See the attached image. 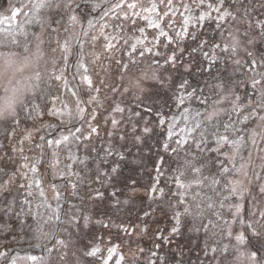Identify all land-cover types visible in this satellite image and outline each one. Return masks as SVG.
I'll list each match as a JSON object with an SVG mask.
<instances>
[{
    "label": "rangeland",
    "instance_id": "rangeland-1",
    "mask_svg": "<svg viewBox=\"0 0 264 264\" xmlns=\"http://www.w3.org/2000/svg\"><path fill=\"white\" fill-rule=\"evenodd\" d=\"M209 30L207 38L202 32ZM182 42H191L209 63L228 60V80L237 76L240 89L221 83L167 88L172 73L164 66H183L172 50ZM261 51L264 0H8L0 9V109L5 96L15 94L17 101L13 114L0 115V264H128L145 253L141 237L165 244L180 239L198 252L196 264H264V249L255 250L264 245V79L256 71ZM246 80L255 89L246 104L257 116L225 124L222 132L219 125L200 132L236 110ZM133 82L140 87H130ZM157 86L173 106L139 117L138 139L155 132L173 151L160 158L152 178L140 172L141 156L136 168L128 158L134 172L117 171L122 164L112 158L128 155L124 143L136 136L126 133L133 117L129 100L151 95ZM190 142L196 150H187ZM82 163L96 169L97 181L106 177L109 183L117 173L141 179L145 189H131L130 197L146 195L158 225L145 224L142 215L115 222L96 207L87 213L69 200L65 212L51 218L41 200L54 203L59 188L68 195ZM108 186L114 201L122 199ZM95 189L92 197L104 198L102 188ZM8 201H14L15 223ZM119 210L113 203L112 211ZM86 214L98 229L82 243L61 227L77 231ZM34 217L48 220L42 232L50 237L37 238ZM148 256L153 262L160 254L153 249Z\"/></svg>",
    "mask_w": 264,
    "mask_h": 264
},
{
    "label": "trees",
    "instance_id": "trees-1",
    "mask_svg": "<svg viewBox=\"0 0 264 264\" xmlns=\"http://www.w3.org/2000/svg\"><path fill=\"white\" fill-rule=\"evenodd\" d=\"M7 1L8 0H0V9L5 7ZM212 31L213 30H209L206 32L203 31L202 34L207 38H210ZM214 35L215 32L213 33V36ZM195 37L201 38V35L198 34ZM172 45L173 44H170L168 46L170 49L173 48L172 50H177V52H179L180 58L178 62H180L183 66L176 65L177 62L173 67H171L172 65L164 66V69L170 70V72L172 73L170 80L166 84L167 88H174V90L176 91L177 87H181V85L193 86L198 88L199 86L207 87V85L209 87H212L213 84L221 83V85L228 84L237 89H240L241 86L236 83V81H239L238 79H236L237 76H233L231 80H228L229 73L227 72V69L231 65L230 63H228V60L224 62L220 60H214L212 63H209L204 57L203 52H200L198 49L195 50L191 48V42H182L179 43V46ZM170 46H172V48ZM258 56L259 62L256 71L260 74V77L264 79V51L258 52ZM245 86L247 89L244 90V93L241 97L242 99L237 101L235 108L236 110H226L224 113H222L223 116L215 118L212 122L205 123L203 125L204 128L200 132L207 133L210 125H219L220 127L218 128V130L219 132H222L225 128V124H228V126H230L232 122L248 119L250 120L252 117L257 116L256 114L250 112L254 109V107L246 104L247 99L251 100L255 98L253 93L255 89H253V85L250 80L245 81ZM249 96L251 99H249ZM168 100L169 99L167 98V94L164 89L158 86L155 89L154 93L151 95H141V98L138 99V101H131V99L129 100V108L133 113V117H131V119H127L128 124L126 125V133L133 132V134H136V136L134 138L129 137L124 143L129 151L128 155L125 154L124 158L120 156H115L112 158V161L115 165H117L118 163L122 164V167H119V170L117 171H129L130 173L134 172L135 169H132V163L133 167L136 168L139 164H137L138 162H136L135 159L138 158V156H141L145 159V162L140 163V172L143 170V174L146 177L152 178V173L154 171L153 168L156 167L160 158L164 159L165 157L169 156L168 152L173 151V149L171 148L170 150L169 148H163L161 142L163 136L156 135L155 132L146 136L145 138H141L140 140L138 139L139 134L142 133V128L140 127L141 122L138 120L139 117H144V115L147 116V113L151 109L157 111L160 106H162L165 111L167 109H171L173 105L171 100ZM153 103L156 104L154 105ZM152 115L153 112L151 113V116ZM151 116L149 115L150 119H152ZM152 121L153 119L148 124L154 128L156 124L154 125ZM115 135L118 137L117 134ZM214 136H216V138H219L218 135H211L212 138H214ZM202 138L204 142V140H207L208 136H203ZM133 142H135V145L133 144ZM138 142H140L141 144L137 145ZM187 150H196L194 149L193 142L189 143ZM129 157L131 158L132 163L128 162ZM212 157H214L216 161H219L215 157V155H213ZM91 165H93V163H91ZM76 171H78L79 173L78 176H76V184H74V188L73 185L69 188L68 195L59 188L57 198L54 203L45 199L41 200V203L47 206V210L51 218H54L56 214L60 215L61 213L65 212V209L63 207L68 205L69 200V202L76 204L80 211H85L87 213L92 212L93 208L96 207V210L103 213L104 217L108 216L112 219V221L115 222L124 220L132 221V219L138 218L142 215V220L145 221V224L151 223L153 225H158L157 223L151 221L154 220L151 219V209L153 208L150 204L147 203L149 200L146 195L143 198L137 197V199L130 197L129 192L131 189L140 187L143 190L146 187L145 185L141 184V179H139L138 177L126 179L128 175L122 178V175L120 173H117L116 176H114L108 183L106 181V177H104V181L95 180L94 175L96 173V169H93L92 167H86V165L83 163L80 164L79 169H76ZM108 171H111V169H107L106 172ZM50 175L54 176L52 172H50ZM50 175L48 174L47 182L51 180ZM227 178L228 177H224V174H221L222 181L226 182ZM109 184H111L116 189L118 195L122 199L118 201L113 200L112 193H110L111 188L108 186ZM96 186L102 188L104 192V198L98 199L92 197L93 192L96 190ZM113 203H119L123 210L113 212ZM13 205L14 201H8L6 203L7 210L11 214L13 213ZM135 205H139L138 211L133 210ZM225 206L226 205L224 204V214ZM2 210L4 211V209ZM3 211L0 212V222H2L3 220ZM164 215L165 214L163 212H160L159 217H163ZM9 218L12 223H15V214L10 215ZM85 218L87 221H85L82 225H79L77 231L74 229V227L70 225L67 226V224L65 227H61V229L65 228V232L69 234V236L71 234L72 237H75L73 238L75 240L77 238H80L81 242L84 243L86 242V239L89 238L95 232V230L98 229V224H96V222L92 223V221H94V216L90 219L86 214ZM156 221H164V219ZM27 224L28 220L26 219L24 225L27 226ZM56 224H58V222ZM26 226H22L21 230L24 231ZM163 227L167 229L168 222L164 223ZM138 243L139 247L143 248L145 253L143 252L144 254H141L142 256L137 262L132 261L128 262V264H196L194 257L198 252L189 251L188 245H186V243L184 242H180V239H176L173 244H165L158 239L141 237L140 239H138ZM255 245V248L257 247V249L255 250L264 249V245ZM136 247L138 248V246ZM38 248H40L39 251L42 254L44 243L41 244ZM153 249L156 250L160 254V256H156L155 261L152 262L148 255L149 251ZM188 254L190 256H188ZM85 264L87 263L85 262Z\"/></svg>",
    "mask_w": 264,
    "mask_h": 264
},
{
    "label": "snow or ice",
    "instance_id": "snow-or-ice-1",
    "mask_svg": "<svg viewBox=\"0 0 264 264\" xmlns=\"http://www.w3.org/2000/svg\"><path fill=\"white\" fill-rule=\"evenodd\" d=\"M42 6H43L42 4L39 5V7H42ZM130 7H135V5H130ZM13 15L15 16L16 13H14ZM224 15H226V13L225 14H222L220 18L223 19L224 18ZM203 18H204L203 15H201L200 19H203ZM3 55H5V58H6V61L5 62L11 63V60L8 57V54H3ZM55 78L57 80L60 79L59 76H57ZM87 79H88V77H85V80H87ZM130 87L139 88L140 85H139L138 82H133V83L130 84ZM125 90L127 91V89H125ZM9 100H10V103L7 105V107L4 106L3 109H0V115H2L4 112H8L9 115L13 114V106H14V103L17 101V97H15V94H14L13 97H10L9 98ZM117 111H122V109H119L118 108ZM114 123H115V121H114ZM65 139H67V138L65 137ZM56 143L58 144L59 141H56ZM197 171H199V169H197ZM34 220H35V228L33 230L37 232L38 231V227H39V230L41 232V234L38 235L37 238H39L40 236H49L50 237L51 236V233L44 234L42 232V228H43L44 225H46L48 223V220H44L42 217H39V218L34 217ZM30 227H32V226H30ZM237 240L242 242L243 237L238 236L237 237ZM94 254H95V251L89 253V255H94ZM253 258H255V257H253ZM32 259H35V257H32Z\"/></svg>",
    "mask_w": 264,
    "mask_h": 264
},
{
    "label": "clouds",
    "instance_id": "clouds-1",
    "mask_svg": "<svg viewBox=\"0 0 264 264\" xmlns=\"http://www.w3.org/2000/svg\"><path fill=\"white\" fill-rule=\"evenodd\" d=\"M9 103H10L9 97L8 96H5L4 97V100H3L4 106H7Z\"/></svg>",
    "mask_w": 264,
    "mask_h": 264
}]
</instances>
